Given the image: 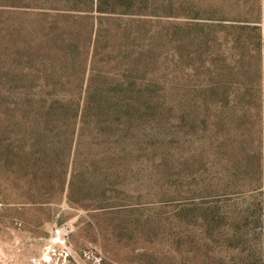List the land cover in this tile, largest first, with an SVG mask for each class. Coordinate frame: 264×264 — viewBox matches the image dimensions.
I'll return each mask as SVG.
<instances>
[{
    "label": "rangeland",
    "instance_id": "obj_1",
    "mask_svg": "<svg viewBox=\"0 0 264 264\" xmlns=\"http://www.w3.org/2000/svg\"><path fill=\"white\" fill-rule=\"evenodd\" d=\"M0 264H264V0H0Z\"/></svg>",
    "mask_w": 264,
    "mask_h": 264
}]
</instances>
